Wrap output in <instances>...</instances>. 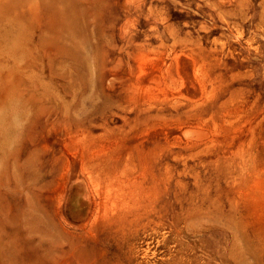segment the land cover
Returning a JSON list of instances; mask_svg holds the SVG:
<instances>
[{"label": "rangeland", "instance_id": "obj_1", "mask_svg": "<svg viewBox=\"0 0 264 264\" xmlns=\"http://www.w3.org/2000/svg\"><path fill=\"white\" fill-rule=\"evenodd\" d=\"M248 263L264 0H0V264Z\"/></svg>", "mask_w": 264, "mask_h": 264}, {"label": "bare ground", "instance_id": "obj_2", "mask_svg": "<svg viewBox=\"0 0 264 264\" xmlns=\"http://www.w3.org/2000/svg\"><path fill=\"white\" fill-rule=\"evenodd\" d=\"M64 11H65V9H63L62 10V18L64 19L65 18V22H66V24L69 26H74V22L72 21V20H69V19H66L67 17L66 16H63V14H64ZM51 16V15H50ZM64 21V20H63ZM240 250V249H239ZM246 253V252H245ZM260 263V262H259ZM249 264V263H248Z\"/></svg>", "mask_w": 264, "mask_h": 264}]
</instances>
